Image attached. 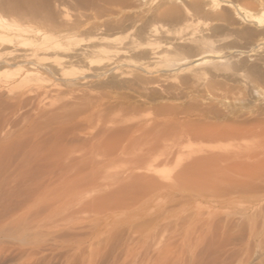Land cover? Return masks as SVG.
<instances>
[{
  "label": "rangeland",
  "instance_id": "374dc122",
  "mask_svg": "<svg viewBox=\"0 0 264 264\" xmlns=\"http://www.w3.org/2000/svg\"><path fill=\"white\" fill-rule=\"evenodd\" d=\"M173 1L0 0V38L22 30L0 54L35 55L0 66V175L19 193L0 228L22 237L0 264H264V216L248 221L264 81L237 58L190 65L187 0ZM170 2L179 15L159 16Z\"/></svg>",
  "mask_w": 264,
  "mask_h": 264
},
{
  "label": "bare ground",
  "instance_id": "6f19581e",
  "mask_svg": "<svg viewBox=\"0 0 264 264\" xmlns=\"http://www.w3.org/2000/svg\"><path fill=\"white\" fill-rule=\"evenodd\" d=\"M171 1V0H170ZM177 1V0H176ZM176 1H173L176 3ZM180 1V0H179ZM178 2V1H177ZM171 4H169L170 6L167 8H164L161 12H159L160 14H158L159 16L165 17V18H169V19H173L175 17H177L179 15V11L178 8L176 7L177 5H175L174 3L170 2ZM184 5V4H183ZM167 6V5H165ZM186 8H187V13H188V18L187 20H189L190 24L189 27L191 29V40L192 42L195 44V50L197 52L196 58L191 62L190 65L194 66V67H199V66H206V64H211L214 61H226V59L229 58H237L241 64H245L246 62L251 63V65L248 67V71L246 70V72L249 74H254L257 75L256 77H258L260 80L264 81V72L262 73V70L264 69V0H187V4H186ZM162 9V8H161ZM181 18V17H180ZM175 22V21H174ZM1 26V25H0ZM6 29V28H5ZM11 32V31H10ZM22 32L21 29L19 28H15L13 30V33L8 36H4V38H0L3 41H11V37H19L20 33ZM27 32V31H26ZM6 33V32H5ZM154 33L156 34L155 31L151 32V34ZM153 34V35H154ZM35 35V34H34ZM13 38V39H14ZM12 39V40H13ZM18 42V41H17ZM55 43V42H54ZM52 45V46H51ZM2 46V45H0ZM55 47L53 44H47L44 43L41 47L40 50H42L43 52H49L50 50H52V48ZM3 48V47H2ZM13 48V47H12ZM6 53V54H0V66L2 65H13L16 67H18L17 65H20L21 63H27V64H35L33 63L34 59L32 58V56L35 57V55H26V54H18V51H16V48L12 49ZM50 49V50H49ZM100 49V48H99ZM49 50V51H48ZM102 50V49H101ZM4 51V50H3ZM194 51V50H192ZM1 52V51H0ZM5 52V51H4ZM42 52V53H43ZM102 52V51H99ZM194 52V53H196ZM20 53V52H19ZM162 53V52H161ZM32 54V53H31ZM37 54V53H35ZM151 56L155 55L154 53H149ZM160 55V53H158ZM156 54V55H158ZM37 57V56H36ZM158 57V59L161 60L160 56H156ZM151 58V57H150ZM155 58V56H154ZM153 59V57H152ZM150 60V59H149ZM215 62V63H216ZM23 65V64H22ZM38 65V64H37ZM242 66V65H241ZM107 67V65H106ZM43 68V67H42ZM109 68V65H108ZM142 68V67H141ZM47 69V67H46ZM102 70V69H101ZM110 70V69H109ZM103 71V70H102ZM245 72V71H244ZM157 77V76H156ZM136 80V78H135ZM139 80V78H138ZM158 80V79H157ZM257 80V78H256ZM136 82V81H135ZM257 82V81H256ZM133 83V82H132ZM148 84V83H147ZM157 84V83H156ZM128 85V84H127ZM123 86V85H121ZM135 87V86H134ZM141 87V86H139ZM2 88V87H1ZM131 88V87H130ZM146 88V87H145ZM170 88V87H169ZM135 89V88H134ZM260 89V88H259ZM118 90V89H116ZM144 89H142L143 91ZM168 90V89H167ZM1 91V90H0ZM139 91V90H138ZM153 91V90H152ZM136 92V91H135ZM144 92V91H143ZM158 92V91H157ZM165 92V91H164ZM140 93V91H139ZM149 93V92H148ZM84 95V93H82ZM143 94V93H142ZM160 94V93H159ZM167 94V93H166ZM1 95V93H0ZM82 95V96H83ZM86 95V94H85ZM141 95V94H140ZM157 95V94H156ZM170 95V94H169ZM166 96V95H165ZM146 97V96H145ZM84 98V96H83ZM163 98V97H162ZM147 100V99H146ZM150 101V100H149ZM97 102V100H96ZM154 102V101H153ZM140 103V102H139ZM143 105V104H142ZM65 107V106H64ZM63 108V107H62ZM142 109V108H141ZM80 111V110H79ZM177 113V112H176ZM150 119V118H149ZM141 123V122H140ZM141 125V124H140ZM144 125V124H143ZM138 126V125H137ZM178 136V135H177ZM169 137V136H168ZM129 146V145H128ZM166 152V151H165ZM164 154V153H163ZM161 154V156L163 155ZM165 156H168V152L167 155L166 153L164 154ZM171 155V154H170ZM164 159H166L165 157H163ZM163 159V160H164ZM168 159V158H167ZM162 160V161H163ZM165 161V160H164ZM168 161V160H167ZM1 175H3V173H0ZM0 175V218H2V214L6 215V213H2L7 212L8 208L12 207V199L14 200V195L19 194L18 191L16 193V191L14 192L11 187H15L14 182H11L13 184H11L8 180V178H5L3 176ZM12 174H10L11 177ZM13 175H15L13 173ZM18 176V175H17ZM8 177V175H7ZM12 178V177H11ZM15 179V178H14ZM13 179V180H14ZM18 179V178H17ZM16 179V180H17ZM19 180V179H18ZM21 183H24L23 181ZM17 184V183H16ZM19 184V181H18ZM18 184L16 185V189ZM12 185V186H11ZM25 185V184H24ZM23 185V186H24ZM28 188V187H27ZM170 188V187H169ZM25 189V188H24ZM162 190V189H161ZM165 190V189H164ZM13 191V193H12ZM158 191V190H157ZM24 194L22 193L21 196H23ZM264 195V194H263ZM262 195V196H263ZM19 196V195H17ZM261 196V195H260ZM259 198V195H258ZM254 200L255 202L252 203L251 200V205L250 206H256V211L255 209H253L255 212L254 214L248 218L249 223H252L251 226L252 229H254L256 226V224H258L259 222L255 220V217L259 216H264V203L263 202H259L261 201L260 199H264L262 197L259 198V200ZM16 199V198H15ZM18 199V198H17ZM23 199V198H22ZM256 199V198H254ZM20 203V200H18ZM16 201V202H18ZM23 201V200H22ZM263 201V200H262ZM18 203V204H19ZM16 204V203H15ZM254 204V205H253ZM239 205V204H238ZM11 206V207H10ZM240 206V205H239ZM252 207V208H253ZM6 210V211H5ZM248 210L245 209V211ZM251 210V208L249 209ZM236 211V210H235ZM244 211V212H245ZM10 212V213H9ZM242 212V211H241ZM253 212V211H252ZM258 212V213H256ZM9 215H13V209H12V213L11 211H8ZM7 213V214H8ZM238 213V212H237ZM247 213V212H246ZM239 214V213H238ZM246 215V214H245ZM5 217V216H3ZM8 220V216H6ZM10 217V216H9ZM232 217V216H231ZM11 221H13L12 217ZM9 218V220H10ZM264 218V217H263ZM222 219V218H220ZM219 219V220H220ZM233 219V218H232ZM236 219V218H235ZM258 220L260 218H257ZM4 222V218L2 219ZM9 220L7 221V223H9ZM217 220V219H216ZM255 220V222H254ZM262 222V218L260 219ZM215 221V220H214ZM227 221V220H225ZM213 222V221H211ZM1 223V221H0ZM6 224V222H4ZM3 223V224H4ZM13 223V222H11ZM217 223V222H216ZM215 223V224H216ZM223 223V221H222ZM221 223V224H222ZM225 223V222H224ZM242 223V222H241ZM264 223V222H263ZM4 224V225H5ZM219 224V222H218ZM230 224V223H229ZM245 224V223H244ZM8 226L10 224H7ZM6 225V226H7ZM212 225V224H211ZM210 225V227H211ZM231 225V224H230ZM2 226V223L1 225ZM224 226V225H223ZM242 226V225H241ZM259 226V224L257 225ZM261 226V223H260ZM259 226V227H260ZM209 227V226H208ZM222 227V226H221ZM220 227V228H221ZM231 227V226H229ZM243 227V226H242ZM248 227V228H249ZM254 227V228H253ZM7 228V227H6ZM3 226L0 228V245L3 244V242H6L5 240H7L6 243H4V247L6 248V246H8V243H12L10 245H12L11 247L8 246V250L11 248L13 250V243L11 240H17V241H22V237H4V235H6L5 231L3 234V230L6 229ZM247 228V229H248ZM9 229V228H8ZM12 229V228H11ZM206 229V228H205ZM227 229V228H226ZM10 230V229H9ZM215 230V228H214ZM225 230V229H224ZM255 230V229H254ZM212 231V230H211ZM258 231V230H257ZM9 232V231H8ZM214 232V231H213ZM217 232V231H216ZM215 232V234H217ZM230 232V231H229ZM255 232V231H254ZM259 232V231H258ZM224 233V232H223ZM227 234V233H225ZM224 234V235H225ZM253 234V233H252ZM257 234V233H256ZM260 235V234H259ZM7 236V235H6ZM11 236V235H10ZM227 236V235H226ZM229 236V235H228ZM251 236V235H250ZM255 236V235H254ZM214 237V236H213ZM223 237V236H222ZM225 237V236H224ZM242 241H243V237ZM254 239V237H248ZM26 239V238H25ZM40 239V238H39ZM42 239V238H41ZM223 239V238H222ZM238 239V238H236ZM235 239V240H236ZM8 240H10L8 242ZM34 240V239H33ZM206 240V239H205ZM209 240V239H208ZM240 240V239H239ZM250 240V239H249ZM27 241V240H26ZM224 242V241H223ZM228 242V241H227ZM245 242V241H243ZM40 243V241L38 242ZM46 242H44L45 244ZM207 243H210L207 242ZM19 244V243H18ZM43 244V243H41ZM229 244V243H228ZM29 245H32L29 244ZM36 245V244H34ZM201 245H203L201 243ZM214 245V244H213ZM233 245V244H232ZM1 246V247H3ZM37 246V245H36ZM40 246V245H39ZM38 246V247H39ZM225 246V245H224ZM229 246V245H228ZM245 246V245H244ZM1 247H0V251H1ZM22 248V246H20ZM35 246L32 247V249ZM194 247V246H193ZM250 247V246H248ZM17 247H15L14 245V250H18V251H22L24 254V249L21 250L20 249H16ZM203 248V247H202ZM206 248V247H205ZM226 248V247H225ZM39 249V248H38ZM218 249V248H216ZM7 250V251H8ZM35 250V249H34ZM6 251V250H5ZM26 251V250H25ZM30 251V250H29ZM197 251V250H195ZM205 251H207L205 249ZM232 251V250H231ZM252 251V250H251ZM10 252V250L8 251ZM16 252V251H15ZM28 252V251H27ZM214 252V251H213ZM224 252V251H223ZM4 253V252H3ZM7 253V252H6ZM11 253V252H10ZM19 255L18 256H22L23 254L17 252ZM30 253V252H29ZM46 253V252H45ZM204 253V252H203ZM210 253V252H209ZM217 253V252H216ZM2 254V253H0ZM21 254V255H20ZM28 254V253H27ZM31 254V253H30ZM41 254V253H40ZM82 254V253H81ZM211 254V253H210ZM227 254V252H226ZM240 254V253H239ZM243 254V253H242ZM248 254V253H247ZM51 255V254H50ZM195 255V252H194ZM193 255V257H194ZM197 255V254H196ZM195 255V256H196ZM199 255V259L203 260L202 262L205 264V261L203 258L200 257ZM198 255L197 258H192L191 262L193 264V262H197L198 259ZM208 255V254H207ZM224 255V254H223ZM238 255V254H237ZM1 256V255H0ZM17 256V257H18ZM39 256V255H38ZM83 257V255H80ZM91 256V255H90ZM210 256V255H209ZM225 256V255H224ZM227 256V255H226ZM239 256V255H238ZM248 256V255H247ZM13 257V256H12ZM16 257V258H17ZM30 257V256H29ZM37 257V256H35ZM44 257V256H43ZM39 258L40 260H36L37 264H41L43 263L44 258ZM53 257V256H52ZM105 257V256H103ZM221 257V256H220ZM232 257V256H231ZM237 257V256H236ZM243 257V255L241 256V258ZM33 258V257H32ZM38 258V257H37ZM47 258V257H46ZM65 258V257H64ZM70 257H68L69 259ZM88 258V257H87ZM97 258V257H96ZM223 258V256H222ZM221 258V259H222ZM226 258V257H225ZM228 258V256H227ZM8 259V258H7ZM95 259V258H94ZM198 259V260H197ZM206 259V258H205ZM210 259V258H209ZM209 259H207L209 261ZM213 259V258H212ZM229 259H231L229 257ZM16 260V259H15ZM48 260V259H47ZM89 260V259H88ZM97 259H95L96 261ZM101 260V259H100ZM105 260V259H104ZM195 260V261H194ZM197 260V261H196ZM218 260V259H217ZM225 259L221 260L220 262L223 261L222 264H230L229 262L232 261L228 259H226V261L224 262ZM237 260V259H236ZM241 260V259H240ZM244 260V259H243ZM241 260V261H243ZM36 261L34 262L36 264ZM71 261V260H69ZM86 261V260H85ZM84 261V262H85ZM188 261V260H187ZM186 261V262H187ZM211 261V260H210ZM24 262V261H23ZM31 262V261H30ZM83 262V263H84ZM103 262V261H101ZM201 262V261H200ZM200 262H197L195 264H200ZM201 262V264H203ZM3 263V262H2ZM49 263V262H47ZM82 263V262H81ZM88 263V262H87ZM188 263V262H187ZM212 263V262H211ZM90 264V263H89ZM101 264V263H100ZM180 264V262H179ZM182 264V263H181ZM184 264V262H183ZM189 264V263H188ZM208 264V262L206 263ZM213 264V263H212ZM215 264V261H214ZM219 264V263H217ZM221 264V263H220ZM238 264V263H237ZM245 264V262H244Z\"/></svg>",
  "mask_w": 264,
  "mask_h": 264
}]
</instances>
